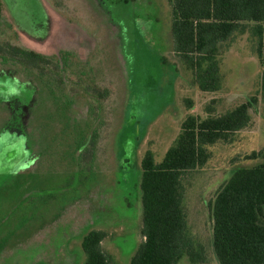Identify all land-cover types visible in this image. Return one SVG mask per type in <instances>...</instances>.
Segmentation results:
<instances>
[{
	"label": "rangeland",
	"instance_id": "rangeland-1",
	"mask_svg": "<svg viewBox=\"0 0 264 264\" xmlns=\"http://www.w3.org/2000/svg\"><path fill=\"white\" fill-rule=\"evenodd\" d=\"M5 1L0 264H82L81 240L93 229L106 231L101 245L114 264H129L142 241L143 153L160 161L186 116L224 114L253 96L249 126L209 145L206 163L182 180L186 232L205 261L183 254L177 264H218L209 202L233 168L264 148L254 36L246 30L220 48L219 87L201 92L173 51L170 0H52L63 42L18 61L5 53L6 39L20 44Z\"/></svg>",
	"mask_w": 264,
	"mask_h": 264
},
{
	"label": "trees",
	"instance_id": "trees-1",
	"mask_svg": "<svg viewBox=\"0 0 264 264\" xmlns=\"http://www.w3.org/2000/svg\"><path fill=\"white\" fill-rule=\"evenodd\" d=\"M170 5L173 51L191 70L197 89L219 87L220 48L248 30L255 38L264 101V0H170ZM9 48L6 55L14 57ZM254 102L252 96L224 114L188 115L160 161L150 150L143 153L138 161L142 241L129 264H177L183 254L193 262L205 261L186 232L182 180L206 163L209 145L227 142L249 126ZM247 158L254 162L233 168L209 202L211 247L218 264H264V148ZM106 236L93 229L82 237V264H114L101 245Z\"/></svg>",
	"mask_w": 264,
	"mask_h": 264
},
{
	"label": "flooded vegetation",
	"instance_id": "flooded-vegetation-1",
	"mask_svg": "<svg viewBox=\"0 0 264 264\" xmlns=\"http://www.w3.org/2000/svg\"><path fill=\"white\" fill-rule=\"evenodd\" d=\"M45 1L47 3L44 0H6L4 2L5 9L15 24L18 32L17 40L20 43L13 42L11 39H6L4 42V47L7 49L14 48L15 56L11 57L13 60H20L22 55L38 58V52H46L43 51L46 47L45 43L49 48H53L63 42L66 28L62 25L59 29L54 25V20L58 17L51 8L52 0ZM30 4L35 6L31 9ZM52 31L55 33L53 35L55 44L49 42L52 39L50 38ZM40 49L43 50L40 51ZM5 53L7 54L6 51Z\"/></svg>",
	"mask_w": 264,
	"mask_h": 264
}]
</instances>
